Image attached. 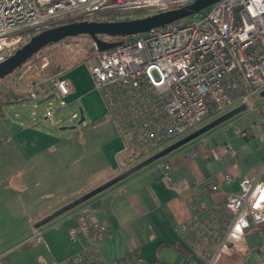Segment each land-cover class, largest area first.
<instances>
[{"label":"crops","instance_id":"crops-1","mask_svg":"<svg viewBox=\"0 0 264 264\" xmlns=\"http://www.w3.org/2000/svg\"><path fill=\"white\" fill-rule=\"evenodd\" d=\"M61 75L72 84L67 107L80 100L91 121L103 120L107 123L106 130L99 134L97 152L75 155L76 161L81 160L75 173L80 178L77 181L67 176L68 163L59 169L56 163H52L65 153L55 150L62 138L54 127L37 130L31 124L33 119L27 116L17 124L19 128L13 135V144L18 154H7L5 163L0 165L4 167L13 162V166H30L28 172L33 177L42 176L49 167L48 177H42L46 186L51 184L50 188L61 190L70 183L71 187L62 195L61 202H52L31 213L29 205L27 209L22 208L20 215L28 219L26 230L18 241L0 247V263L41 264L44 259L51 264H115L136 254L147 264H205L204 252H213L217 248L231 223L232 214L225 208L227 197L240 192V183L244 179H264L261 173L264 167V97L258 98L256 93L245 111L234 113L207 134L140 169L57 219L37 227L56 210L128 170L132 161L123 152V142L101 94L93 89L86 65L79 62ZM63 128L61 130L65 131ZM225 144L230 145L227 152L223 150ZM52 150L58 154L51 153ZM125 156L130 164L125 162ZM85 160H88L87 164ZM167 164L170 166L168 171ZM43 165L46 169L43 174L40 170L39 174ZM87 168L88 171L84 170ZM22 170L17 168L12 173L15 177H11L14 178L11 185L15 191L23 192L27 187L23 186L26 173ZM94 170L97 171L95 175ZM89 171L91 173L87 174ZM165 174H169L170 181L165 179ZM227 175L232 178L230 183L225 181ZM35 179L29 184L30 188L38 186L39 179ZM46 196L54 198L53 191ZM87 218L91 222L106 224L109 235L92 244L82 229ZM72 228L77 230L74 239L69 234ZM4 229L5 234L9 227ZM38 233L43 237L41 243L35 241ZM175 246H180L184 253ZM240 249L222 255L219 263L264 264V224L251 225ZM78 254L83 260L74 259Z\"/></svg>","mask_w":264,"mask_h":264},{"label":"built area","instance_id":"built-area-1","mask_svg":"<svg viewBox=\"0 0 264 264\" xmlns=\"http://www.w3.org/2000/svg\"><path fill=\"white\" fill-rule=\"evenodd\" d=\"M196 1L0 0V63L24 45L27 33L40 34L108 14L164 13ZM210 8L182 25L168 23L127 37L109 50L100 51L93 42L92 52L80 54L130 159L190 134L207 116L224 114L236 103L249 104L264 90V0H220ZM43 61L46 67V58ZM40 89L29 85L22 98L35 106L39 101L48 102L44 119L56 125L60 120L57 113L68 106L71 81L58 75L41 95ZM77 118V114L71 115V119ZM229 149L225 144L223 150ZM165 168L170 170L168 164ZM165 179L171 180L169 174ZM225 181L230 183L231 176ZM240 188L238 194L227 197L225 208L232 214L231 223L217 248L204 252L205 264H220L222 255L241 250L251 225L264 224V179H244ZM89 220L82 229L92 244L109 235L106 224ZM69 234L74 239L76 228ZM35 241H43L41 233ZM74 259L83 257L78 254ZM41 264L51 263L41 259ZM115 264L147 263L132 255Z\"/></svg>","mask_w":264,"mask_h":264},{"label":"rangeland","instance_id":"rangeland-1","mask_svg":"<svg viewBox=\"0 0 264 264\" xmlns=\"http://www.w3.org/2000/svg\"><path fill=\"white\" fill-rule=\"evenodd\" d=\"M211 10L210 7L205 8L200 12V14H206ZM200 14H195L196 16H190L187 18H184L182 20L176 21L177 25H182L183 23L189 21L190 19L194 17H199ZM150 15L149 13H116V14H108V15H102L98 17L100 21H120L125 20V18L132 19L137 16H147ZM154 15V14H151ZM89 21V20H88ZM90 21H95L93 19H90ZM37 34L35 33H27L24 37V44L29 42V40ZM105 41L110 40H117V41H123L126 40L127 37H109V36H101ZM72 44V46L67 47V45ZM78 44L83 51L80 52L78 49L79 47L75 46ZM23 46V45H21ZM79 50V53H78ZM93 50V40L90 36L82 35L78 37H71L67 38L59 43L51 44L41 50L39 53L35 54L31 59L32 62L29 65H26L24 68H18L16 69L12 74L8 75L4 79H0V95L1 99L4 101H8L11 99H14L13 95L19 96L22 98L24 94V90L29 85H36L40 88L44 87L47 88V85L49 84L50 80L54 78L55 76L61 75L62 72L70 69L75 64L82 62V54L84 53L89 54ZM81 54V55H80ZM46 58L47 60V66L43 67V64L45 63L43 59ZM30 59V60H31ZM28 60V61H30ZM27 63V62H26ZM29 66H31L29 68ZM22 76V78H21ZM262 92V91H261ZM261 92H258V98H261ZM13 94V95H11ZM264 97V96H262ZM55 103V101H54ZM35 103L33 101H27L23 100L18 104H12L9 105L8 108H6V118H0V164L5 163V157L7 154H18V149L13 144V135H15L16 130L19 128L17 127V124L19 122H22L24 119V116H27L33 120H31V124H33V127L37 130H44L45 128H52L54 127L55 132L60 138H62L61 142L58 143L55 146L56 152L64 153V156H61V159L56 158L53 160V164L56 163V168H60L63 166V164L69 165V169L67 171L68 177H73L75 180H80L79 176L76 175V170H79V163L81 160L76 161V154H94L99 149V134L101 132L106 130V124L103 120L98 121H91L90 115L88 111L85 109L83 103L78 100V102L74 103L73 105H70V107H67L65 109H61L57 117H62V120L59 121L55 126L52 124H49L45 118V109L47 106H49L48 102H40L39 105L35 106ZM242 104H247L240 102L239 104L236 103L234 106L230 107L228 110H232L234 107H238ZM248 105V104H247ZM81 109L83 110V116L86 118V121L83 123H80L81 119ZM77 114V119H71L72 114ZM225 114V113H224ZM210 115L205 117L204 121L197 126L195 130L206 126L210 124L211 122L215 121L220 116L224 115ZM58 117V118H59ZM43 122V123H42ZM65 127L66 130L62 131L61 128ZM212 130V129H211ZM210 130V131H211ZM209 132V131H208ZM206 132L205 134H207ZM184 137V136H183ZM181 137V138H183ZM101 138V137H100ZM180 138V139H181ZM178 139V140H180ZM173 141L162 148H159L154 151H150L148 153V158L155 155L157 152H160L161 150L167 148L168 146L172 145L173 143L177 142ZM80 148V149H79ZM53 154H58L52 150ZM144 158V157H141ZM141 158L136 159H130L131 166H136L145 160H142ZM65 161V162H64ZM49 162V161H48ZM86 164L88 163V160H85ZM85 162H82V164H85ZM13 163V162H12ZM10 165L8 166H1L0 167V247L8 246L11 242L18 241V237H20L21 233L25 232V223L27 218L22 217L20 215L22 208H26L29 205L28 210L30 213L32 211L41 210L47 205H49L52 202H61L63 201V196L66 191L71 187V184L68 183L63 186L61 190H57L54 188H50L52 185L49 184V186H46L45 181L42 177L47 176L49 174V170L46 169V165H43L39 168V174L40 170L43 174L42 176H32L30 172H28V168L30 166H26L23 164L16 165ZM49 162L51 167L53 168V164ZM81 164V165H82ZM12 165V166H11ZM87 165H85L83 168H86ZM17 168H23L25 171V176L23 177L25 183H23V186L26 187L23 189V192L15 191L13 186L11 184H14L13 179L11 177H15L12 175V173L17 171ZM97 166V170H98ZM22 170V171H23ZM54 170V169H53ZM88 171L87 169H84ZM101 170V168H100ZM97 171H93V174L95 175ZM66 172H64L65 174ZM91 171L87 172V174H90ZM39 177V178H38ZM36 178V179H35ZM28 179V181H27ZM39 179V184L36 188L31 185L34 180ZM10 184V187L7 185ZM48 187V188H47ZM54 187V186H53ZM51 189V190H50ZM54 189V190H53ZM64 189V190H63ZM53 191L54 198H49L46 196V194L50 191ZM84 196V195H83ZM82 196V197H83ZM57 219V217H54L53 220ZM5 226L9 227V230L7 233H3L5 231ZM17 228V230H15Z\"/></svg>","mask_w":264,"mask_h":264},{"label":"water","instance_id":"water-1","mask_svg":"<svg viewBox=\"0 0 264 264\" xmlns=\"http://www.w3.org/2000/svg\"><path fill=\"white\" fill-rule=\"evenodd\" d=\"M220 0H197L187 7L171 10L164 13H158L154 15H148L143 18L137 19H125L120 21H80L71 22L58 27H54L40 34L33 36L29 42L21 46L13 55L7 58L4 62L0 63V79H4L8 75L12 74L16 69L21 68L28 60H30L35 54L39 53L41 50L47 46L55 43H59L67 38L78 37L82 35L90 36L93 42L96 44L100 51L109 50L117 47L121 44L120 41H105L101 36L109 37H130L141 33H146L152 28L162 26L168 23H173L184 18L193 16L200 13L207 7H211L213 4L219 2ZM261 96H264V90L261 92ZM246 104L240 105V107L231 113L224 114L217 118L210 124L203 126L190 134L184 136L177 142L168 146L167 148L157 152L152 157L146 159L144 162L131 166L128 170L122 174L114 177L110 181L106 182L93 189L92 191L85 194L83 197L74 200L73 202L63 206L62 208L56 210L52 215L48 216L44 220L37 224V227H41L54 217H59L66 212L76 208L83 202L90 200L97 194L105 191L116 183L124 180L133 173L139 171L140 169L148 166L149 164L165 157L171 152L179 149L180 147L188 144L189 142L199 138L206 132L215 128L216 126L222 124L223 122L229 120L234 113L246 110ZM84 122L83 111L81 110L80 123ZM65 129V128H63ZM125 162L130 164V160L125 156Z\"/></svg>","mask_w":264,"mask_h":264},{"label":"trees","instance_id":"trees-1","mask_svg":"<svg viewBox=\"0 0 264 264\" xmlns=\"http://www.w3.org/2000/svg\"><path fill=\"white\" fill-rule=\"evenodd\" d=\"M148 16V15H147ZM145 17V16H143ZM141 16H137V17H134L132 19H137V18H143ZM125 19H129V18H125ZM95 21H100L98 18L94 19ZM108 21H113V20H108ZM46 89L47 88H44L42 87L39 91H38V94L41 95L44 91L46 92ZM13 95V94H11ZM14 99H11V100H8V101H4L1 99V95H0V118H6L7 115H6V108H8L9 105H12V104H18L20 103L21 101H23V98L19 97V96H15L13 95ZM130 159V158H129ZM179 251H182L184 253V250L180 247V246H175ZM133 256H136V254H133Z\"/></svg>","mask_w":264,"mask_h":264},{"label":"flooded vegetation","instance_id":"flooded-vegetation-1","mask_svg":"<svg viewBox=\"0 0 264 264\" xmlns=\"http://www.w3.org/2000/svg\"><path fill=\"white\" fill-rule=\"evenodd\" d=\"M111 41H117V40H111Z\"/></svg>","mask_w":264,"mask_h":264}]
</instances>
